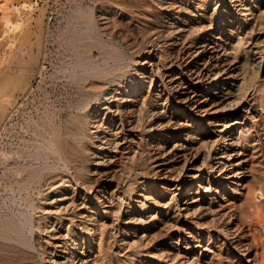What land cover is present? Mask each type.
I'll use <instances>...</instances> for the list:
<instances>
[{
  "label": "bare ground",
  "instance_id": "obj_1",
  "mask_svg": "<svg viewBox=\"0 0 264 264\" xmlns=\"http://www.w3.org/2000/svg\"><path fill=\"white\" fill-rule=\"evenodd\" d=\"M70 3L0 89V264H264V0Z\"/></svg>",
  "mask_w": 264,
  "mask_h": 264
},
{
  "label": "rangeland",
  "instance_id": "obj_2",
  "mask_svg": "<svg viewBox=\"0 0 264 264\" xmlns=\"http://www.w3.org/2000/svg\"><path fill=\"white\" fill-rule=\"evenodd\" d=\"M71 1L73 0H0V89L5 87L7 93H10L13 88L9 89V84H23L28 76L38 74L42 64L45 71L49 72L59 62L61 56L58 32L65 23ZM5 2L11 20L6 33L3 32L2 16L5 11L2 4ZM38 81L39 76H36L34 86ZM44 86L52 94L65 90L62 80L53 82L47 79ZM40 90L42 89L35 90L37 100L43 95V90Z\"/></svg>",
  "mask_w": 264,
  "mask_h": 264
}]
</instances>
